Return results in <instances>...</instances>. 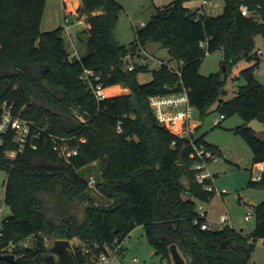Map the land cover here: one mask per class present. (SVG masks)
Here are the masks:
<instances>
[{"label":"trees","instance_id":"trees-1","mask_svg":"<svg viewBox=\"0 0 264 264\" xmlns=\"http://www.w3.org/2000/svg\"><path fill=\"white\" fill-rule=\"evenodd\" d=\"M77 1L76 12L84 14L88 24L82 29L86 52L69 58L62 26L39 28L45 0H0V101L12 102L15 111L45 132L84 138L78 154L64 164L56 159L43 132L34 140V149L26 146L10 160L4 151L14 145L10 134L6 135L0 146V169L6 172L2 202L8 213L0 240L17 241L28 235L33 240L30 247L14 254L13 261L0 259V264H90L104 246L111 247L114 240L121 242L136 226L166 264H172L170 244L176 246L184 264H248L255 241L264 238V201L253 205L254 223L245 234L228 225L202 230L194 224L196 204L206 202L212 192L194 180L187 140L156 121L148 97L177 91L182 85L199 116L214 109L222 117L236 112L245 122L251 118L264 121V87L251 67L241 71L244 82L234 95L221 100L226 67L250 56L255 35L264 37V0H222V12L215 16L196 17L185 6L188 0H169L157 8L135 30L131 44L143 48L148 43L159 44L169 60L178 63L179 74L161 63L146 82H138L136 76L147 66L135 64L127 70L131 52L114 38L119 3ZM61 2L65 8L68 0ZM241 5L258 19L242 15ZM216 48L222 52L224 69L200 74L205 52ZM252 56L258 59L255 52ZM84 69L98 76L103 87L120 84L129 92L95 100L79 77ZM57 92H63V97ZM55 111L73 122V130L61 126ZM234 131L248 144L252 163L264 162V140L245 123ZM194 142L212 155H220L215 145L201 137H194ZM183 146L182 163H177ZM37 158L56 165L42 166ZM92 161L100 165V178L94 186L104 198L100 201L92 195L94 187L77 173ZM247 185L264 187V170L260 180H249ZM43 237L77 242L53 255ZM223 241L226 244L221 247Z\"/></svg>","mask_w":264,"mask_h":264},{"label":"rangeland","instance_id":"rangeland-1","mask_svg":"<svg viewBox=\"0 0 264 264\" xmlns=\"http://www.w3.org/2000/svg\"><path fill=\"white\" fill-rule=\"evenodd\" d=\"M116 1L121 6V9L117 15L113 34L119 44L127 47L134 40L135 30L141 27L142 23H145L155 13L157 8L163 7L169 0ZM78 4L77 0H68L65 8H63L61 0H45L39 25L41 31L62 26V37L66 50L69 52V58L79 57L86 52L85 37L82 34L84 26L82 23L76 22L77 17L85 21L84 14L78 15V12H76ZM197 5L198 0H189L185 3V6L189 9H193ZM222 8V0H208L205 13L215 16L222 12ZM67 11L71 13L66 14ZM64 16L69 18V23H64ZM257 49L262 52L257 55L258 59H255L252 55ZM145 50L148 56H143L142 60L137 56H132L131 59L135 64H145L147 66L146 71L137 74L138 82L148 81L151 77V70L158 67L161 64L159 63L160 61L172 68L178 66L174 59L169 60L165 50L157 43H148L145 46ZM222 64V52L216 48L206 52L202 57L198 71L202 75L219 72ZM247 67L252 68L254 78L264 87V37L261 35L254 36L253 51L249 57L238 58L226 67L223 75L225 77V92L221 96V100L230 99L234 95L237 86L243 84L244 80L241 71ZM120 91H122L120 87H114L106 90V95L118 94ZM57 95L60 96V92H57ZM191 123L194 125L192 129L193 137H201L204 142L215 145L220 150V155L215 154L205 162V169L212 175L211 180L214 188L217 190L224 189V193L213 191L211 197L203 203V206L207 209V218L214 221L212 229H216L219 226L216 222L218 216L221 213H226L229 216L228 226L236 230L242 229L243 234L248 233L254 223L253 204L264 200V187L247 185L249 180H254V174L259 173L261 168L256 163L257 169L254 174L252 173L250 148L244 138L235 132L234 129L236 126L245 123L257 137L264 140V121L251 118L245 122L236 112L225 114L221 117L220 112L213 109L203 116H199L198 112H196ZM77 173L81 178L85 179L92 176L95 181H98L100 178L99 162H89L79 168ZM5 177L6 172L0 169V206L2 207L3 215L8 213V207L2 202ZM92 190V195L96 201L104 199L96 191V187ZM247 212L250 213V218L246 220L244 215ZM76 242L77 240L73 239L69 243ZM122 247L123 256L119 257L116 255V260L108 264H132V257L137 258L138 264L167 263L164 258H160L153 253V249L143 236L140 226H136L124 237ZM248 264H264V242L261 239L255 241Z\"/></svg>","mask_w":264,"mask_h":264},{"label":"built area","instance_id":"built-area-1","mask_svg":"<svg viewBox=\"0 0 264 264\" xmlns=\"http://www.w3.org/2000/svg\"><path fill=\"white\" fill-rule=\"evenodd\" d=\"M207 4L208 0H198L197 6L193 9H188L193 11L197 17L200 14H206L205 7ZM239 10L242 15L252 16L253 18L258 19L256 14H250L245 5H241ZM67 13L71 12L67 11L66 14ZM77 18L76 22L82 23L84 28L88 26V24L85 23L86 21H83L79 17ZM64 23H69V18L67 16H64ZM143 24L144 23H142V25ZM199 45L204 47L205 42H200ZM130 52V54L127 55V70H132L134 68L135 63L131 60L132 56H137L140 60L143 59V56H148L145 48L140 46L133 47V50ZM261 52L262 51L260 49H257L255 53L258 55L261 54ZM168 67L179 74L178 66L174 68L170 66ZM79 77L85 81L95 100L99 101L107 97L105 87H103V85L98 81V76L94 75L92 71L84 69ZM148 106L158 123L161 125H168L178 137H184L187 140L190 149L188 157L194 160L191 167L195 170L194 180L201 184L202 188L206 191H218L219 193H224V189L217 190L214 188L211 184V176L204 170L205 162L213 157L211 151L202 144H196L194 142V137L192 136V129L194 125L191 123V120L194 118L196 110L189 103L187 89L181 85L177 91L171 93L150 95L148 97ZM220 116L222 117V115ZM83 120L84 119L81 117L80 121ZM116 131L120 132L119 122L116 123ZM40 132H43L46 139L50 141L51 149L55 153L56 159L64 164L71 163L72 158L79 152V143L84 141L83 137H75L72 134H54L47 131L45 132L36 126L31 119L23 116L19 113V111H15L14 104L12 102H7L5 100L0 101V146L4 143L7 134H10V141L14 145L12 149L4 151V154L8 159L12 160L15 155L18 152H21L26 146L34 149L36 147L34 140H38ZM174 144L175 141L172 140L170 145L173 146ZM258 164L261 170H264V162H259ZM205 179L210 180V183H205ZM85 180L89 187L95 186L94 184L96 181L92 176L85 178ZM254 180H260V172L254 174ZM4 216L5 215L2 214V207L0 206V238L2 236V223ZM249 218L250 213L247 212L244 215V219L247 220ZM226 219V215H220L218 222L221 226L226 225ZM193 223L199 225V228L202 230H212L211 222L205 219V210L202 202H198L196 204V215L193 218ZM260 239L264 242V238ZM32 240V235H28L17 241L0 240V255L13 254L14 256L18 250L30 247L32 245ZM42 241L44 246L48 248L53 243L52 239H48L46 237H43ZM81 249L83 250L82 247ZM116 255L119 257L123 256L122 241L119 242L114 240L111 247L104 246V250L101 251L96 260L90 264H108L111 261L114 262L116 260ZM131 262L132 264H138L136 257H132Z\"/></svg>","mask_w":264,"mask_h":264},{"label":"water","instance_id":"water-1","mask_svg":"<svg viewBox=\"0 0 264 264\" xmlns=\"http://www.w3.org/2000/svg\"><path fill=\"white\" fill-rule=\"evenodd\" d=\"M134 45L131 44L129 46L126 47V50L128 52H130L133 49ZM222 69H224L223 65H222ZM41 75V73H40ZM64 93L60 92V96L58 95V97H63ZM59 118H60V123L61 126L67 130V131H71L74 128V124L73 122L68 119L66 116L62 115L60 112L55 111L54 112ZM186 151V147L183 146L180 150V153L178 155V160L177 163H182L183 160V156L185 154ZM36 162L42 166H55L56 163H53L51 161H48L44 158H37ZM262 170L260 169V172ZM226 244V241H223L221 243V247H224ZM69 245V241L67 239H54L52 245L49 247V252L53 255H58L62 250H64L67 246ZM169 254H170V258L172 261V264H184V261L182 259V257L180 256V254L178 253L176 246L174 244H170L169 245ZM0 259H4L7 261H13L14 260V256L13 254H1L0 255Z\"/></svg>","mask_w":264,"mask_h":264},{"label":"crops","instance_id":"crops-1","mask_svg":"<svg viewBox=\"0 0 264 264\" xmlns=\"http://www.w3.org/2000/svg\"><path fill=\"white\" fill-rule=\"evenodd\" d=\"M159 63H162L161 61L159 62ZM157 68V67H156ZM114 87H120L121 88V90L122 91H120V93H118V94H108L107 95V97H110V96H115V95H121V94H127L129 91H128V89L127 88H125V87H122L120 84H115V85H112V86H108V87H105V93H106V90H110L111 88H114ZM256 169H257V164L256 163H252V173L254 174V172L256 171ZM204 170H205V172H207L210 176H212L206 169H205V167H204ZM211 184H212V180H211ZM261 201H264V200H261ZM260 201V202H261ZM202 203H204V202H202ZM257 203H259V202H257ZM257 203H255V204H253V205H256ZM204 210H205V219L207 220V221H209V222H211V225L213 226V220H211V219H208L207 218V209H206V207L204 206ZM220 215H226V217H227V219H226V225H227V222H229V216L226 214V213H221ZM220 215L218 216V218H217V220H216V222L218 223V228H216V229H219V228H221L222 226H221V224L218 222V219H219V217H220ZM230 227V226H229ZM213 228V227H212ZM232 228V227H231ZM234 229V228H233ZM236 230V229H235ZM238 231H240V232H242V229H238Z\"/></svg>","mask_w":264,"mask_h":264}]
</instances>
